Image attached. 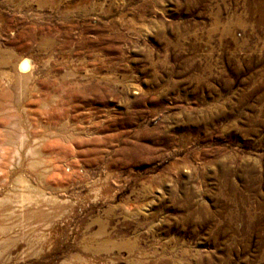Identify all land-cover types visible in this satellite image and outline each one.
I'll list each match as a JSON object with an SVG mask.
<instances>
[{
	"label": "rangeland",
	"instance_id": "rangeland-1",
	"mask_svg": "<svg viewBox=\"0 0 264 264\" xmlns=\"http://www.w3.org/2000/svg\"><path fill=\"white\" fill-rule=\"evenodd\" d=\"M8 1L0 49L29 58L27 107L65 147L42 161L69 206L57 240L99 217L141 252L96 264H264L262 0Z\"/></svg>",
	"mask_w": 264,
	"mask_h": 264
},
{
	"label": "bare ground",
	"instance_id": "bare-ground-1",
	"mask_svg": "<svg viewBox=\"0 0 264 264\" xmlns=\"http://www.w3.org/2000/svg\"><path fill=\"white\" fill-rule=\"evenodd\" d=\"M8 2L14 6L17 3L14 0ZM261 3L264 9V0ZM77 8L82 9L80 3ZM95 9L96 4H93L92 11ZM87 10L89 12L88 8L85 9ZM111 11L112 9H106L103 13L109 14ZM9 20L0 13V28L4 25L8 31H17V26L14 29ZM48 40L44 41V45L52 47L53 44ZM2 67L7 69L1 70ZM33 72L29 58L20 56L17 61H13L12 57H6L0 49V264H96V258L104 255L107 259L114 249L119 253L141 252L136 241L114 243L103 239L107 222L99 217L92 220L98 224V230L91 231L86 224L85 233L73 244L57 240L58 234L63 230L58 224L66 221V212L69 210L66 208L69 206L67 200L56 194L65 188L48 178L43 179L45 175L42 161L45 155L57 151H60L58 154L64 153L65 147L61 142L62 136L45 134L38 129L43 126L44 120L27 107L32 98L27 89L34 76ZM12 110L20 116L6 114ZM55 118L56 116L50 119ZM71 138L75 143L72 136ZM23 167L27 174L35 176L40 182L46 181V188L54 193L48 194L43 187L33 185L31 176L22 173ZM54 169L58 174L64 171L58 166ZM7 172H12L13 177ZM11 177L15 186L7 190ZM156 252L157 250L153 251L154 254ZM167 261H174V258H167Z\"/></svg>",
	"mask_w": 264,
	"mask_h": 264
}]
</instances>
